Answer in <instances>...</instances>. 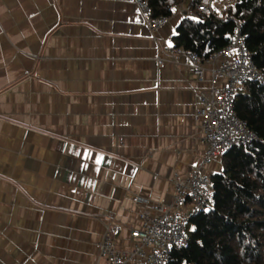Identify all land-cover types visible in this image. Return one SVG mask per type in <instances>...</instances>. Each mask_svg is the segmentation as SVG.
<instances>
[{"label":"crops","instance_id":"crops-1","mask_svg":"<svg viewBox=\"0 0 264 264\" xmlns=\"http://www.w3.org/2000/svg\"><path fill=\"white\" fill-rule=\"evenodd\" d=\"M191 3L154 32L133 0H0V264H96L107 232L129 251L201 165L212 65L197 79L174 43Z\"/></svg>","mask_w":264,"mask_h":264},{"label":"trees","instance_id":"trees-1","mask_svg":"<svg viewBox=\"0 0 264 264\" xmlns=\"http://www.w3.org/2000/svg\"><path fill=\"white\" fill-rule=\"evenodd\" d=\"M147 1L153 18H170L186 0ZM200 1L192 0L191 11L203 23L185 18L174 38L175 47L205 61L230 44L239 26L264 74V0H236L223 20L199 12ZM235 106L238 117L259 140L222 155V171L211 176V206L190 220L189 243L173 251L169 264H264V85L241 86Z\"/></svg>","mask_w":264,"mask_h":264},{"label":"built area","instance_id":"built-area-1","mask_svg":"<svg viewBox=\"0 0 264 264\" xmlns=\"http://www.w3.org/2000/svg\"><path fill=\"white\" fill-rule=\"evenodd\" d=\"M218 0H201L197 10L204 14H216ZM135 5L148 16L150 28L157 31L168 24L172 17L153 18L147 0H133ZM185 18H197L194 13H186ZM223 20L222 16H219ZM186 55L192 65L193 76L199 80L206 74L205 64L212 65L210 86L199 99L195 118L203 135L205 156L201 165L193 167L182 180L175 181L176 193L171 205L150 204L139 212L141 227L132 229L130 237L133 247L121 251L106 233L100 244V259L109 264H169L173 251L189 243L188 224L199 212L209 209L212 202L213 185L206 169L216 157H222L233 147L247 146L259 138L248 124L236 113L238 89L248 82L264 85V74L253 61V54L247 48L246 38L240 27L230 44L201 61L198 54L182 48L175 50ZM162 62L160 61V64ZM136 204L145 203L134 197Z\"/></svg>","mask_w":264,"mask_h":264},{"label":"snow or ice","instance_id":"snow-or-ice-1","mask_svg":"<svg viewBox=\"0 0 264 264\" xmlns=\"http://www.w3.org/2000/svg\"><path fill=\"white\" fill-rule=\"evenodd\" d=\"M233 12H235V9H233ZM217 15H219V12H218V11H217ZM195 21H196L197 23H203V20H200L199 18H195ZM225 38H226V39H231L230 36H226ZM204 211L207 212L208 209H204ZM192 231H195V228H193Z\"/></svg>","mask_w":264,"mask_h":264},{"label":"rangeland","instance_id":"rangeland-1","mask_svg":"<svg viewBox=\"0 0 264 264\" xmlns=\"http://www.w3.org/2000/svg\"><path fill=\"white\" fill-rule=\"evenodd\" d=\"M221 160H222V158H221Z\"/></svg>","mask_w":264,"mask_h":264}]
</instances>
